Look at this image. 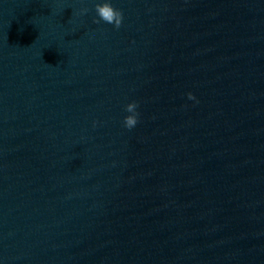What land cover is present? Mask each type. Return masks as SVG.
<instances>
[{
  "label": "clouds",
  "instance_id": "clouds-1",
  "mask_svg": "<svg viewBox=\"0 0 264 264\" xmlns=\"http://www.w3.org/2000/svg\"><path fill=\"white\" fill-rule=\"evenodd\" d=\"M95 11L99 19L94 20L95 23L101 21L106 24L113 25L115 28H120L123 22V13L121 10L113 7V5L105 0L103 3H97L95 5ZM87 9H83L82 13H86ZM188 99L195 100V96L189 92ZM137 103L131 102L126 105L125 110L130 113L124 118V126L128 129L134 128L138 123L139 113L137 112Z\"/></svg>",
  "mask_w": 264,
  "mask_h": 264
}]
</instances>
